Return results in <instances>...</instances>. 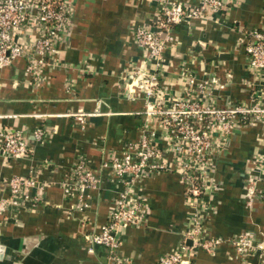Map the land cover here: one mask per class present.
<instances>
[{
	"label": "crops",
	"instance_id": "1",
	"mask_svg": "<svg viewBox=\"0 0 264 264\" xmlns=\"http://www.w3.org/2000/svg\"><path fill=\"white\" fill-rule=\"evenodd\" d=\"M67 1L73 15L67 36L47 54L38 77L27 71L23 57L0 68V132L29 133L31 150L18 159L0 155V179L33 177L44 190L42 202L0 214V264H111L104 247L90 249V236L105 225L121 189L102 165L150 132H156L152 141L164 150L167 168L135 185L147 220L124 229L119 256L132 264H156L183 242L192 244L185 232L197 205L165 139L167 127L156 114H146L139 78L157 74L165 97L159 101L171 102L192 79L208 86L213 77L205 104L264 107V70L250 68L246 51L251 31H264V0H232L226 12L173 26L161 68L135 39L138 27L158 30L156 2ZM36 130L44 132L42 138L32 135ZM217 135L210 182L200 198L209 205L204 235L222 241L213 251L196 248L192 264H264V251L238 252L232 242L250 233L264 243V113L241 122L231 135ZM79 160L100 178L85 194V210L78 209V191H69V173ZM250 181H257L259 194L252 202L246 197Z\"/></svg>",
	"mask_w": 264,
	"mask_h": 264
},
{
	"label": "built area",
	"instance_id": "2",
	"mask_svg": "<svg viewBox=\"0 0 264 264\" xmlns=\"http://www.w3.org/2000/svg\"><path fill=\"white\" fill-rule=\"evenodd\" d=\"M158 4L159 19L155 26L158 30L138 27L135 39L139 45L150 51V57L157 68H161L164 50L172 42L169 30L184 21L209 18L230 9L232 0H199L190 5L181 0H151ZM71 5L67 0H0V68L11 64L16 58L23 57L27 71L33 77L46 62L48 53L57 50L58 42L67 36V27L72 22ZM165 34V35H164ZM250 68L256 72L264 70V31L252 30L246 43ZM204 86L194 79L186 90L164 102L163 90L159 88L155 73L142 74L139 78V92L143 95L147 116L156 114L166 127L165 139L169 149L174 152L178 170L190 185L197 209L188 220L185 238L192 244L183 242L176 250L161 256L156 264H192L191 255L196 248L213 251L222 239L206 237L205 220L209 205L200 198L205 182H210L208 169L212 154L215 152L217 134L231 135L241 122L258 119L264 107L258 103L251 106L236 105L218 109L202 102L208 88L216 83L215 78ZM78 118L84 122L80 114ZM149 121V117L148 120ZM44 132H33L35 138H42ZM156 132L143 135L139 141L128 146L121 156L105 161L103 168L111 170L121 184L114 204L109 210L108 219L98 233L91 235V247L105 248L111 264H132L119 256L123 243V231L130 225L146 223L147 208L135 185L147 176L163 172L167 168L164 150L152 141ZM155 137V136H154ZM2 144L0 155L6 159H18L29 155L30 145L25 131L3 130L0 132ZM69 191L77 192L79 210L88 208L89 196L86 192L96 189L100 183L97 172L89 169L83 160L77 161L69 173ZM8 189V195H2ZM43 187L33 177L12 176L0 179V214H6L16 206L43 201ZM74 194V193H73ZM258 194L257 181L247 186L249 202ZM238 252H263L264 243L255 242L250 233H242L232 240Z\"/></svg>",
	"mask_w": 264,
	"mask_h": 264
},
{
	"label": "water",
	"instance_id": "3",
	"mask_svg": "<svg viewBox=\"0 0 264 264\" xmlns=\"http://www.w3.org/2000/svg\"><path fill=\"white\" fill-rule=\"evenodd\" d=\"M25 134H26V138H27V140H28V144H29V136H30V134L27 133V132H25ZM32 135H33V133H32ZM29 145H30V144H29Z\"/></svg>",
	"mask_w": 264,
	"mask_h": 264
}]
</instances>
